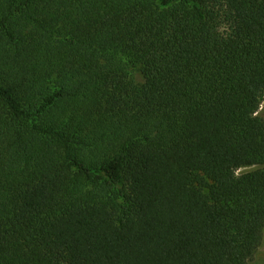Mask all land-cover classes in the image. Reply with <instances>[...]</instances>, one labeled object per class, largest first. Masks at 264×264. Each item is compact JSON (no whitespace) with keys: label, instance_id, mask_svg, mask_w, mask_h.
Returning a JSON list of instances; mask_svg holds the SVG:
<instances>
[{"label":"trees","instance_id":"16d2710c","mask_svg":"<svg viewBox=\"0 0 264 264\" xmlns=\"http://www.w3.org/2000/svg\"><path fill=\"white\" fill-rule=\"evenodd\" d=\"M263 97L264 0H0V264H252Z\"/></svg>","mask_w":264,"mask_h":264},{"label":"rangeland","instance_id":"374dc122","mask_svg":"<svg viewBox=\"0 0 264 264\" xmlns=\"http://www.w3.org/2000/svg\"><path fill=\"white\" fill-rule=\"evenodd\" d=\"M261 115L264 118V97L262 100ZM247 170H250V169H247ZM252 264H264V236H263L262 246L258 252V257L254 260Z\"/></svg>","mask_w":264,"mask_h":264}]
</instances>
